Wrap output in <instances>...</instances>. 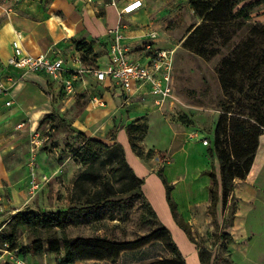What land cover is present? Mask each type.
<instances>
[{"label": "crops", "instance_id": "1", "mask_svg": "<svg viewBox=\"0 0 264 264\" xmlns=\"http://www.w3.org/2000/svg\"><path fill=\"white\" fill-rule=\"evenodd\" d=\"M183 1L189 3V0ZM129 2L0 0V71L17 79L10 93L0 96V225L4 227L16 212L28 207L29 158L20 161L17 157L24 144L29 151V133L38 129L40 120L49 113L59 114L66 119L69 112L75 109L70 103L80 99L85 103L77 111L71 129L101 140L111 131L116 133L117 140L125 149L128 163L145 180V196L162 223L175 232L188 264H202L200 247L189 239L182 225L189 226L197 243V235L202 237L208 233L207 224L203 225L201 217L211 204V173H215L219 183L216 212L222 232L228 238V253L233 264H264V129L258 139L251 169L245 178L234 180L231 195L235 209L231 221L225 223L227 216L218 171L219 160L212 143L202 135L189 137L192 128L182 123L174 122L179 130L177 135H169L167 129L169 124L166 118L178 114H186L194 125L197 124V116H203L202 124H207L211 131L215 128L219 114L212 105L211 96L188 91L193 80L185 71L190 72V68H193L190 65L203 67L202 62L193 59L189 55L191 52L182 46H174L165 39L167 32L159 22V17L164 13V0H143L139 9L121 14ZM260 10L254 20L264 24V5ZM115 30L121 33L120 42L132 61L142 64L151 61L152 53L146 51L144 45L153 32L158 35L154 48L172 53V93L164 103H156V97L147 83L134 82L131 91L126 92L110 79L99 82L93 74L86 73L76 81V93L68 96L62 85L45 73L24 74L6 67L7 59L13 54L12 43L20 37L26 53L62 58L70 68L84 65L78 61L80 52L76 47L78 41H83L90 44L98 55L94 66H84L105 69ZM212 83L220 91L216 76L212 78ZM217 95L220 98V92ZM201 98L211 104L200 103ZM7 101H12V104L6 105ZM146 116L150 127L144 143L149 147L172 151L173 161L166 166L162 176L136 155L126 130L132 119L140 120ZM21 123L25 125L17 129ZM205 139L209 141L208 144L203 142ZM21 173L23 178H20ZM27 175L29 183L26 181ZM167 185L171 200L167 198ZM171 201L175 205L174 212ZM29 257L28 254L24 259L28 262ZM28 263L35 264L34 261Z\"/></svg>", "mask_w": 264, "mask_h": 264}, {"label": "trees", "instance_id": "2", "mask_svg": "<svg viewBox=\"0 0 264 264\" xmlns=\"http://www.w3.org/2000/svg\"><path fill=\"white\" fill-rule=\"evenodd\" d=\"M189 4L200 21L188 29L182 46L209 62L222 55L215 66V71L229 100L226 114L235 108L234 114L248 116L256 122L249 123L241 117L229 118L224 114L220 116L216 125L214 151L220 163L225 204L228 190L232 192L234 188V180L245 178L251 169L258 148V139L264 129V24L252 22L253 14L264 5V0H189ZM76 47L84 65L92 67L96 64L98 55L90 44L78 41ZM54 117V114L48 116L51 119ZM126 130L133 151L138 153L139 145L136 141L141 140V136H134V132L140 134L144 127L139 123H130ZM78 134L83 136L82 145L73 149L72 153L84 167L75 184L81 189L79 197L87 191L88 182H100L98 190L90 194L85 201L89 204L88 207L49 211L28 206L10 218L8 226L11 230L5 232L0 246L7 242L12 249H18L19 254L25 258L28 255V247H22L16 241L19 228L25 227L35 228L42 234L49 233L46 237L48 249L51 253L57 254L60 264L113 262L125 253L144 252L156 244L162 247L161 254L144 255L137 261L160 258L152 264H187L171 232L161 222L145 196L143 190L145 180L139 177L128 163L125 149L117 140L116 133H112V144L98 138L87 137L82 132ZM107 166H110L116 175V182H119L117 187L112 184V178L102 174V169ZM211 178L210 210L214 215L219 201V183L215 173H211ZM135 191L138 193L134 196H141L146 201L154 220V223H148L144 235L125 241L103 234L71 235V228L77 226V211L86 213L107 203L119 204L112 198ZM169 191L167 185V198L171 200ZM171 208L174 212L173 201ZM182 227L189 239L199 248L200 245L192 236L189 226L185 224ZM224 236L226 237L225 234ZM163 255L169 257L164 258ZM199 255L202 264L211 263V256L204 253L201 247ZM215 263L216 261H213L212 264Z\"/></svg>", "mask_w": 264, "mask_h": 264}, {"label": "rangeland", "instance_id": "3", "mask_svg": "<svg viewBox=\"0 0 264 264\" xmlns=\"http://www.w3.org/2000/svg\"><path fill=\"white\" fill-rule=\"evenodd\" d=\"M164 1V13L159 17L160 24L167 32L164 37L166 40H169L172 45L182 46L183 39L185 38L188 29L192 25L198 24L200 20L188 2L183 0ZM6 10H4V13H6ZM258 11H261L260 8L257 9V11L253 14L252 22H257L254 20V18ZM239 36H241V32H239ZM189 55L193 59H198L201 61L203 67L196 64V66L190 65L193 66V68H190V72L185 71V74L191 77V80H193V84L190 85L188 91L201 93L200 95L202 96L208 93V95L211 96L213 100L212 105L217 109L219 114L216 125L220 116L224 114L228 115L229 118L236 116L249 121V123H256L248 116H239L234 114V111H236L235 108H232L231 112L226 114L225 110L229 100L225 96L222 87H220L219 91L218 88H214L212 83V78H215V76L217 80H219L218 74L215 71V66L220 61L222 55L214 58L210 62L195 54L189 53ZM216 92H220V98H218V93ZM82 97H85V95ZM199 102L206 105L211 104V102L209 103L205 98L199 99ZM84 103L85 102L80 99H78L75 103H70V106L75 109L69 112V115L66 119L62 118L59 114L49 113L46 117L40 120L38 130L45 140L43 144L36 150L35 154L37 160L36 167L41 181V187L36 192H31L30 184H28V187L26 185L28 188V206L49 211H67L71 208L81 209L83 207H88L89 204L85 202L87 197H89L90 194L94 193L100 187V182L98 181L93 183L88 182L87 191L83 193L81 197H79L81 189L75 185L84 167L73 156L72 150L79 148L82 145L81 142L83 141V136L78 134L79 131L71 129V124L77 118V111L83 108ZM51 114L55 115L53 119L48 118V116ZM197 118L196 125L193 124V120H190L186 114H178L176 116H171L169 119L166 118V121L169 124L167 126L169 135H177V132H179L176 126H174V122L182 123L183 126L192 128V132L189 133V137H199L202 135L204 138L207 137L210 143H212V147H214L216 125L211 131V129L206 126L207 124H202V119H204L203 116L198 115ZM130 123H139L144 127L142 133L139 134L137 131L134 132V136H141V140L136 141V143L139 145V152H135L136 155L162 176L166 166L173 161L172 151L168 148L162 149L157 147H149L144 143L146 137L149 135L150 127L147 116L142 117L140 120L132 119ZM112 133L113 131L106 134L102 140L107 144H111L110 141L112 140ZM31 138L30 132L28 140L29 145ZM30 152V147L28 151L26 144H24L18 151L19 157L17 158H19L20 161H26L27 157L29 158L30 156ZM218 171L221 172L220 163ZM102 174L112 178V184L115 187L119 185V182H116V175L113 173L110 166L102 169ZM30 177L31 175L29 170V181L31 179ZM44 177H46L45 181L42 180ZM20 178H23L22 173ZM26 181H28V175L26 177ZM220 181H222L221 174ZM229 190L224 206L227 216L225 223L231 221V217L235 209V201L231 195V190ZM136 193H138V191L113 197L112 200L116 202L118 201L119 204L107 203L103 206H97V209L94 211H89L86 213L77 211V226L71 228V235L103 234L117 238L121 241L144 235L147 231L148 223H154V220L152 219V215L148 209L146 201L141 196H134ZM7 198L8 195L6 196V199ZM112 217L114 218L112 219ZM201 218L203 225L207 224L208 233L202 237L197 235V240L204 253H209L211 256V263L209 264H212L213 261H216L215 264H233V260L228 253L230 252L227 246L228 238L225 237L222 232V226L218 222L217 212L213 215L209 207ZM80 223H85V225H80ZM165 226L171 232L174 241L179 247L181 253L184 254L183 250L181 249V242L175 237V232L168 225ZM10 230L11 227L8 226V222H6L4 227L3 224L0 225V241L3 240V235L5 232ZM48 235L49 233L42 234L35 228H19L16 235V241L20 246L28 247V254L30 256L28 258V262L34 261L35 264H60V261L57 259V254L51 253L48 249L46 242V237ZM161 253L162 247L159 244H156L152 247H148L146 250H144V252L125 253L120 259L113 262H76L74 264H152L160 258H150L140 262H138L137 259L143 257L144 255H156ZM62 257H64L63 253ZM163 257L168 258L169 255H163ZM250 264H252V262Z\"/></svg>", "mask_w": 264, "mask_h": 264}, {"label": "built area", "instance_id": "4", "mask_svg": "<svg viewBox=\"0 0 264 264\" xmlns=\"http://www.w3.org/2000/svg\"><path fill=\"white\" fill-rule=\"evenodd\" d=\"M143 5V0H130L123 7L121 14L132 13ZM114 40L109 51V63L105 69L88 68H70L62 58H52L47 54L30 55L26 53L21 45L20 37H17L13 43V54L7 59L6 67L18 70L22 73H45L59 82L66 95L73 96L76 93V81L86 73H91L97 81L103 82L110 79L118 85L123 91L130 92L134 82L150 85L151 93L156 97V103L162 104L172 93V75L174 72V62L172 53L154 48V41L158 37L153 32L149 41L145 43L144 49L150 53L151 61L148 64H142L130 60L126 54V48L121 44L122 38L119 30L114 31ZM78 61L82 62L81 57ZM17 83V79L11 74L0 71V96L8 95L11 87ZM12 101H7L6 105H11ZM24 123L17 125V129L24 126ZM30 156L28 165L30 168V190L36 192L41 187V181L37 171L36 150L43 144L45 138L38 129L31 131ZM208 144L209 141H203ZM46 177L42 180L45 181ZM0 264H29L20 254L18 249H12L7 242L0 246Z\"/></svg>", "mask_w": 264, "mask_h": 264}]
</instances>
